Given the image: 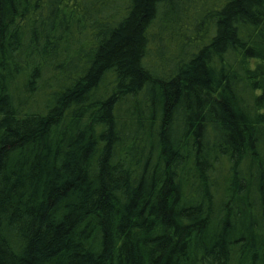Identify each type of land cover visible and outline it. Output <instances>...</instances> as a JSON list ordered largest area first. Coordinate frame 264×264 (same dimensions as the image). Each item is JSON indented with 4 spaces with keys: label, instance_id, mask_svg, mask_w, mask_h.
<instances>
[{
    "label": "trees",
    "instance_id": "16d2710c",
    "mask_svg": "<svg viewBox=\"0 0 264 264\" xmlns=\"http://www.w3.org/2000/svg\"><path fill=\"white\" fill-rule=\"evenodd\" d=\"M0 264H264V0H0Z\"/></svg>",
    "mask_w": 264,
    "mask_h": 264
}]
</instances>
